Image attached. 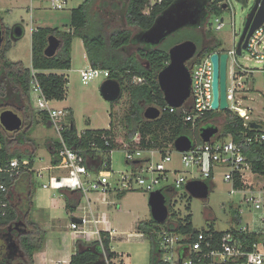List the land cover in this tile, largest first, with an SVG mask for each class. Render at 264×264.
Here are the masks:
<instances>
[{
	"label": "trees",
	"instance_id": "obj_1",
	"mask_svg": "<svg viewBox=\"0 0 264 264\" xmlns=\"http://www.w3.org/2000/svg\"><path fill=\"white\" fill-rule=\"evenodd\" d=\"M152 0H129L126 6L125 21L130 27H136L139 32L149 29L155 18L166 10L175 0H161L159 3H151ZM207 3L206 11L210 14H219L221 10L215 7L210 0H198ZM94 0H85L78 7L70 12V24L67 29L59 28H35L31 31V61L30 67H25L21 62H12L7 58V53L11 49L8 37L9 30L5 28V41L0 48V110L9 107L18 108L23 113H29L31 109L30 92L31 79L34 75L39 88L48 100L62 101L65 98V85L67 80L63 75L55 73H45L46 71H66L71 67V44L74 37L81 39L86 59L93 69L108 72L107 79H112L121 85L120 97L110 103L108 117L109 127L101 130H84L77 133L74 125L72 113L69 111L67 121L68 126L61 132L64 144L75 151L83 150L89 160H103L107 153L116 149L124 150H157L174 151V141L179 136H187L192 141L202 143L199 138V130L202 127L214 126L207 122L202 127L192 131L190 124L184 121L182 109H177L173 113L163 100L162 92L157 83V74L168 63V49L155 48L141 43L133 37L130 31L116 29L109 35L102 32V25L92 16ZM147 10V13L145 11ZM207 16V15H206ZM206 18V17H205ZM2 26V23H1ZM199 26H202L200 24ZM3 28V27H2ZM3 28V29H4ZM54 35L62 45L54 57H45L43 51L47 45V37ZM197 44V53L193 61H199L201 57L210 51L218 48V41L213 39L207 47L202 43L190 38ZM138 43L140 47L135 54L127 55L124 49L130 45ZM34 72V74H32ZM134 78H141L142 82L134 83ZM153 105L161 110L160 118L148 121L143 118L145 107ZM47 126H51L49 119L44 112H38ZM224 115V123L220 126L218 137L230 136L232 140L239 144L244 155L252 165L254 172L264 176V164L262 162L264 147L258 144L247 146L246 136L252 134L248 127L243 126V120L239 116L229 111L209 112L205 115L207 120L214 119L217 115ZM105 136L106 141L100 138ZM16 140L19 144L25 141L36 146L34 142L25 137L24 133H8L0 126V168L16 158L26 159L28 167L33 165L34 152L20 153L11 148L12 141ZM107 143V144H106ZM97 145V149H91V145ZM62 145L57 140L46 142V148L50 155L51 167L58 166L63 162L59 152ZM106 167L93 170L87 162L89 171L98 174L100 171H111L109 157L106 158ZM132 168L138 164L127 162ZM23 176L16 180L7 174H0V181L7 188L5 201L7 204L6 215L0 218V264H34L33 255L44 246L46 232L43 228L30 219L28 212L31 207L33 193V182L30 177L31 171L22 170ZM212 177L204 180L208 186ZM19 185L28 190L27 206L25 210L17 208L12 201V191L19 190ZM210 189V187H209ZM61 191H69L61 189ZM74 192V191H72ZM125 191L118 195H124ZM66 202V212L71 214L75 211L76 203L71 204V198L64 196ZM25 204V203H24ZM168 225L165 223L157 224L151 218L147 221L138 222L135 226L137 233L148 235L149 240V259L150 264H156L157 240L152 230L162 228L170 231H180L192 233L194 231L191 224V216L185 217L186 224L183 226L176 212H171ZM232 220L235 224H240L241 218L237 212L232 211ZM212 223L209 230H212ZM219 236L223 232H217ZM101 243L92 241L89 244L77 241L78 247L83 245L70 258L69 264H94L102 255L107 260H113L117 256L109 248L110 236L108 233L101 232Z\"/></svg>",
	"mask_w": 264,
	"mask_h": 264
},
{
	"label": "built area",
	"instance_id": "obj_2",
	"mask_svg": "<svg viewBox=\"0 0 264 264\" xmlns=\"http://www.w3.org/2000/svg\"><path fill=\"white\" fill-rule=\"evenodd\" d=\"M70 0H29L30 11L36 7H46L52 10H63ZM161 0H152L151 3H159ZM215 4L221 13L214 14L215 30L220 31L225 23L221 17L229 10L228 0H210ZM234 16V14H231ZM233 26V41L228 49L220 46L200 58L199 61L191 59L187 66L190 70V95L188 100L180 108L184 113V121L190 124L192 131L202 127L207 122L205 115L209 112H221L211 108L212 102V75L213 67L210 60L213 54H226V101L229 111L242 118L243 126L248 127L252 132L245 138L247 146L258 144L264 147V123L248 122L251 110H245L237 105L238 98L247 93H255L264 99V21L249 37L246 47L241 50V54L236 52L237 42L235 33V23ZM214 41H217L213 39ZM238 58L253 62L255 67L240 63ZM34 74V72H32ZM103 74L107 79L108 72L89 68L80 72L81 81L87 84L96 75ZM134 83L142 82L141 78H134ZM32 96V97H31ZM30 98H33L34 108L39 112L46 113L51 127L57 134L59 143L62 145L60 156L63 162L52 167L55 170L65 171V176H51L48 184H43L45 189L61 190L67 189L78 192L81 196H87L90 191H109V172L100 171L95 174L89 171L88 162L93 170L106 167V158L112 151L107 153L103 160H89L83 150L75 151L68 148L61 137V132L69 125L67 118L69 111L65 108L52 106L54 100H48L42 93L38 83L32 75ZM168 111L173 113L177 108L167 106ZM161 111V110H160ZM250 123L257 124L258 128H251ZM106 141V137L100 138ZM192 141V140H191ZM107 144V143H106ZM97 145L92 144L91 149L96 150ZM174 151L157 150H125V160L130 163L141 161L129 176H123L118 182V192L141 190L150 194L156 190H161L166 198L168 208L171 212L176 203L178 190L185 191V185L189 181L206 180L212 177L214 169L224 168L226 170L223 180L230 187V195L242 194V202L252 210L248 214V220L244 225L235 224L231 218L226 231L194 230L192 233L180 231H170L162 228L152 230L157 240L156 264H264V176L252 170L251 163L244 155L239 144L235 143L230 136H213L207 143H197L192 141V147L187 152H177L180 157L182 170L169 169L167 165L172 163ZM144 154L147 157H142ZM158 156L157 162H152L153 157ZM262 162L264 164V155ZM26 159H11L8 164L0 168V174H7L10 178H15L22 170L32 171L28 167ZM192 169L197 170L196 175H192ZM176 175L170 180L169 174ZM186 173H189L187 178ZM94 174V179H87ZM186 192V191H185ZM7 188L0 181V218L6 215L7 202L5 195ZM242 218V209L235 207ZM187 216V215H186ZM185 215L181 217L184 226ZM94 223H104V220L96 219ZM69 229L82 236H87L91 241H97L100 246L101 231L97 226L91 227L89 219L82 217L80 223L71 222ZM217 232H223L221 236ZM148 238V235L144 234ZM104 264H120L118 261L107 260L104 256ZM58 264V263H55Z\"/></svg>",
	"mask_w": 264,
	"mask_h": 264
},
{
	"label": "rangeland",
	"instance_id": "obj_3",
	"mask_svg": "<svg viewBox=\"0 0 264 264\" xmlns=\"http://www.w3.org/2000/svg\"><path fill=\"white\" fill-rule=\"evenodd\" d=\"M84 1L70 0L63 10H52L44 6L36 7L37 3H34V8L30 11L29 0H0V23H2L3 28L6 27L9 30L8 37L11 44L7 58L12 62H21L23 66L30 67L31 31L35 28L67 29L70 24L71 10L78 7ZM128 1L94 0L92 16L101 23L102 32L105 35H109L116 29L130 31L133 37L139 32L136 27L128 26L125 21ZM228 1L229 10L221 16L225 26L220 31L215 30V16L211 14L199 28L185 27L180 29L165 38L157 48L169 49L175 44L193 38L200 43L203 40L208 43L212 39H215L222 49H228L233 41L232 22L234 21L235 23L236 41H238L245 18L253 6L254 0ZM145 13H147V10ZM232 13L234 16L231 15ZM17 25L22 27L23 34L19 38H14L12 36V30ZM3 30L5 31V28ZM139 47L140 44L134 43L124 49L123 53L127 55L135 54ZM238 61L255 67L253 62L246 61L242 58H238ZM89 68L90 65L85 56L83 43L80 38L74 37L71 44V67L69 70L61 73L67 80L65 85V98L62 101L53 102L52 106L66 108L68 111H71L78 134L84 130L107 129L110 123L108 117L110 103L105 101L100 94V86L106 78L103 74H98L92 80L88 81L87 84H83L79 70H87ZM242 96L238 98L237 105L242 109L251 110L248 122L264 123V99L255 93H247ZM30 104L31 109L29 113L33 115L31 119L27 116L29 113L25 114L18 108L9 107L6 109L17 113L21 117L23 120L21 133H24L26 138L38 144L33 146L30 142L26 141V145L18 147L16 150L20 153L34 152V155H39L41 159L37 157L35 163L36 166L41 167L48 164L49 157L45 151L47 150L46 142L49 139H55L57 134L52 127L47 126L46 122L38 114L39 111L34 108L33 98H30ZM36 117L38 122L41 123L39 126H36ZM210 123L220 130V126L224 123V115H217L214 119L210 120ZM14 146V144L11 145L12 148ZM142 157H147V155L144 154ZM172 157V163L167 165V167L172 169V171L174 169L182 170L178 153L174 152ZM158 159L159 157L155 156L152 162H157ZM110 168L111 171L108 177L109 191L103 193L100 190L90 191L87 194L90 197V203L92 201V208L96 212L95 215H97L98 219L105 221V226L101 225L100 228H104L107 231L109 229L115 231L114 238L110 242V248L120 256L124 264H150L149 240L144 234H137L136 229H134L137 221H147L151 218L148 205L149 194L135 189L125 191L122 196L118 195V182L123 176H129L132 172V165L126 163L124 149L120 148L111 152ZM32 169L33 165L31 167ZM33 170L35 171V169ZM46 171L50 172L49 174L53 176L59 177L66 175L65 171L55 170L53 168H48ZM35 172L31 174H36ZM225 172L226 170L224 168L214 169L209 182L210 189L206 199H196L190 197L183 189L178 190V202L173 208V210H177L176 219H181L184 215H190L194 230H207L209 224L212 223L214 230L226 231L229 227V221L233 217L232 211L236 209L235 207H238L242 209L240 225H244L248 220L247 215L252 213V210L242 202V194L230 195L228 193L230 187L223 180ZM43 174V177L36 178L34 176L32 179L34 191L32 193L31 207L28 214L30 215V219L35 222L38 220L32 217L34 213L39 214V211L34 200L36 201L40 195L46 197L48 194L52 195V193L58 192V190L42 188L43 184H48V177L45 173ZM196 174L197 170L192 169V175ZM175 175L176 173L169 174V179L171 180ZM186 176L189 178V173H186ZM93 179L94 174L87 180L91 181ZM19 187L21 193L18 189H14L12 191V201L17 208L25 210L26 207L24 205L27 206L25 200L28 198V190L26 188L24 189L22 185H19ZM87 203V197L82 196L80 206L86 207ZM79 212L73 211V213L67 216L65 211L62 210L57 218L64 219L66 222H70V216L81 219L82 214ZM49 232L51 233V236H49L52 239L50 243L52 247L63 250L65 248L62 247L63 244H67L68 241L72 242L73 235L63 226H60L54 232L52 230H49ZM76 252L75 246H70L67 250L68 254H75ZM101 257V261L104 262V255Z\"/></svg>",
	"mask_w": 264,
	"mask_h": 264
},
{
	"label": "water",
	"instance_id": "obj_4",
	"mask_svg": "<svg viewBox=\"0 0 264 264\" xmlns=\"http://www.w3.org/2000/svg\"><path fill=\"white\" fill-rule=\"evenodd\" d=\"M201 8L196 0H175L166 10L158 15L152 26L138 34V40L141 43L151 47H158L160 43L185 27H198L201 23ZM264 21V0H254L248 15L245 18L241 35L238 38L236 52L241 54V50L246 47V43L250 35L260 27ZM23 34L21 26L17 25L12 30V36L19 38ZM4 41V31L0 23V48ZM62 43L54 35L47 37V45L43 51L45 57H54L60 49ZM197 44L186 39L178 44L173 45L167 51L169 61L157 74V83L163 95L166 106L181 108L188 100L190 95V70L187 63L193 59L197 53ZM226 59L227 55L213 54L210 58L213 67L212 75V102L213 110L225 111L227 108L226 101ZM122 89L119 82L106 79L100 86V94L102 98L112 103L121 95ZM143 118L153 121L161 116L159 108L149 105L143 110ZM23 120L21 117L11 111L3 110L0 112V126L8 133L19 132L22 128ZM251 128H258L255 123H250ZM219 133L216 126L202 127L199 130V138L203 143H207L210 139ZM174 150L176 152H187L192 147V141L187 136H179L174 141ZM134 164H138L135 161ZM186 193L196 199H206L209 193V186L205 181L194 180L189 181L185 185ZM148 205L150 208L151 219L157 224L166 222L168 218V208L166 205L165 195L161 190L151 192L148 197ZM72 221L80 223L77 218Z\"/></svg>",
	"mask_w": 264,
	"mask_h": 264
},
{
	"label": "crops",
	"instance_id": "obj_5",
	"mask_svg": "<svg viewBox=\"0 0 264 264\" xmlns=\"http://www.w3.org/2000/svg\"><path fill=\"white\" fill-rule=\"evenodd\" d=\"M81 71H84V70H79V74H80ZM49 72L61 75V73L63 71L54 70V71H46L45 73H49ZM53 102H55V101H53ZM57 102H59V101H57ZM27 116L30 119L33 118V115H31L30 113ZM36 122H37L36 126L41 125V123L38 122L37 117H36ZM48 127H51V126H48ZM57 139L58 138L56 136V138L52 139V140H57ZM13 144L15 146L13 148L12 147L11 148L13 150H16V148L21 147L23 145H26V141L23 144H19L13 138V141H12L11 145H13ZM35 144H37V143H35ZM45 151H46V153L48 154V157H49L47 165L45 164L44 166H41V167L36 166V163H35L36 158L37 157L39 159H41V158L39 157V155H37V156L34 155L35 157L33 158V169H35L36 172L33 169H32L31 172H35L36 174H32L30 176L32 179L34 178V176H36V178L43 177V175H44L43 173L46 174L48 179H49V177L53 176V175L49 174L50 172L46 171V170H48V168H52V167L50 165L49 152L47 150H45ZM132 170H133V168H132ZM41 172H43V173H41ZM21 176H23V174L19 173L17 176H15V179L18 180V179H20ZM33 191H34V188H33ZM55 191H57V190H55ZM64 196H66L67 198H71V201H70L71 204H74V202L76 203L75 211H77V212L80 211L79 213L82 214V217H84L86 219H89V221L91 222V227L92 228L97 226L101 231H103L105 233H108L109 236H110V242H111V239L114 238L115 231H113V229H109L107 231L103 227H102L103 229L100 228L101 225L105 226L104 223H98V224L94 223V221L97 219V215H95L96 212H94V209L92 208V201L90 203V197L86 196L88 203H87L86 207H83V206H80V200H81L82 196L78 192H72L70 190L69 191L58 190L57 193L56 192L52 193V195L48 194L46 197L40 195L36 199V201L34 200V202L36 204V207H37V209L39 211V214L34 213L32 218L33 219L36 218L38 220V221H36V223H38L41 227L43 225V228L46 231V237H45L43 248L41 250H39V251H36L34 253V255H33L34 264H55V263H58V264H69L71 256L74 255V253L73 254H68L67 253V250H68V248L70 246L71 247L75 246L76 250L78 251V250H80L82 248H86V247H83V245L78 247L77 244H76L77 241L83 242L85 244H89L90 242H92L87 236H82V235L77 234L74 231H71L69 229V224L71 222L78 223L76 221H72V218H75V217L70 216L69 217V218H71L70 222H66V220H64V219L62 220V219H58L57 218V216H59L61 214L62 210H64L65 213L67 214V216H69L68 215L69 213H67L66 209H65L66 202H65ZM77 219H79V218H77ZM61 221H62V224H61ZM138 222H141V221H137V223ZM137 223H135L134 229H135V226H136ZM60 226L61 227L62 226L65 227V229L68 230L73 235L72 242L68 241L67 244H63L62 245V247H65L63 250L57 249V248L52 247L50 245V243L52 242L51 241L52 239L50 238V236H51L50 234L51 233L49 232V230H52L54 232L55 230H58ZM137 234H141V233H137ZM109 248H110V244H109ZM110 250H111V248H110ZM112 252H114V251H112ZM115 254L117 256L115 258V260L116 261L118 260L120 262V264H124L123 260L120 259V256L117 253H115ZM101 258L97 262H95L94 264H104V262L101 261Z\"/></svg>",
	"mask_w": 264,
	"mask_h": 264
},
{
	"label": "flooded vegetation",
	"instance_id": "obj_6",
	"mask_svg": "<svg viewBox=\"0 0 264 264\" xmlns=\"http://www.w3.org/2000/svg\"><path fill=\"white\" fill-rule=\"evenodd\" d=\"M196 3H197L198 6L201 8V13H200L201 23H200V24H202L203 22L206 21V19L208 18V16L211 15V14H210V13H207V11H206L207 3H206V5H205V3L200 2V1H198V0H196ZM206 15H207V16H206ZM205 17H206V18H205ZM14 27H15V26H14ZM197 28H199V26H198ZM203 35H204V34H203ZM204 36H205V35H204ZM204 36H203V37H204ZM134 37L138 39V33L135 34ZM203 39H204V38H203ZM143 44H144V43H143ZM208 45H209V42L206 43V42H204V40L202 41V46H203V47H207ZM156 48H157V47H156Z\"/></svg>",
	"mask_w": 264,
	"mask_h": 264
}]
</instances>
